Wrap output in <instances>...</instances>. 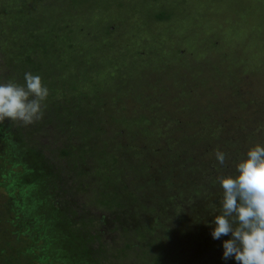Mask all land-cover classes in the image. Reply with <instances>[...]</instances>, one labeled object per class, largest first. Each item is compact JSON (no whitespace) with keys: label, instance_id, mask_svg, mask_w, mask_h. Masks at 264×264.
I'll list each match as a JSON object with an SVG mask.
<instances>
[{"label":"trees","instance_id":"obj_1","mask_svg":"<svg viewBox=\"0 0 264 264\" xmlns=\"http://www.w3.org/2000/svg\"><path fill=\"white\" fill-rule=\"evenodd\" d=\"M91 1L0 0V52L15 85L0 108L23 112L0 113V264H264V107L221 104L175 74L146 85L116 70L113 86L97 84L99 42L83 20ZM126 99L140 109L114 114ZM103 106L122 124L105 138ZM49 131L63 145L43 142ZM74 174V189L93 185L112 211L115 244L96 247L74 214Z\"/></svg>","mask_w":264,"mask_h":264},{"label":"rangeland","instance_id":"obj_2","mask_svg":"<svg viewBox=\"0 0 264 264\" xmlns=\"http://www.w3.org/2000/svg\"><path fill=\"white\" fill-rule=\"evenodd\" d=\"M91 2L93 9L86 12L83 20L89 28L96 29L94 34L96 33L99 42L95 50L99 63L95 64L97 84L113 86L116 70L138 80L144 76L143 84L146 85L148 78L152 80L159 74L163 76L160 83L169 84L174 81L171 77L175 74L174 76L180 75V78L187 79L185 87L195 84H199L198 90H205L204 86L211 87L216 94L214 99L221 104L236 105L239 98L243 97L254 98L251 111L264 107V0ZM163 10H166L167 18L157 20L156 13ZM106 21L114 30L109 34L105 33L108 25ZM92 36L90 37L94 38ZM92 47V50L96 48ZM4 64L5 59L0 52V103L5 108L14 97L15 85L8 79ZM144 68L148 76L143 74ZM215 74L218 75L214 77ZM229 80H233L238 91L234 90ZM126 101L128 103L123 104L126 109L123 106L119 112L115 109L112 112L120 115L128 110V115L140 109L137 100L135 105L129 99ZM25 105L26 102L23 103ZM106 111L103 106L100 114L97 113L107 124H101V138L114 136L122 127L120 122H107L104 114ZM242 111H237L238 116ZM0 113L23 118L22 111H11V108H0ZM65 139L64 135L49 131L41 140L45 143L54 142L53 146L56 147L63 145ZM61 162L66 175V160L62 159ZM88 168L89 165L85 167L87 170ZM66 179V186L71 188L65 193L66 199L74 202V214L81 216V221L89 222L90 226H86V230H94L95 246L106 247L113 244L119 237L120 227H116L112 211L97 204L96 193L91 191L93 185H85V192H82L73 188L75 181L80 180L79 176L77 178L74 174ZM86 182H89V178ZM128 264H136L135 258L132 257Z\"/></svg>","mask_w":264,"mask_h":264}]
</instances>
